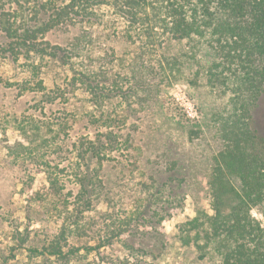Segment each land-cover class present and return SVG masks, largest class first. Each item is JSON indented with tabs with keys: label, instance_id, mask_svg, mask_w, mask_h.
<instances>
[{
	"label": "rangeland",
	"instance_id": "obj_1",
	"mask_svg": "<svg viewBox=\"0 0 264 264\" xmlns=\"http://www.w3.org/2000/svg\"><path fill=\"white\" fill-rule=\"evenodd\" d=\"M15 6L4 3L9 20L22 12ZM103 10L102 23L90 29L88 57L69 63L58 61L60 52L43 61L20 49L12 54L0 29V264H216L182 245L176 225L198 207L211 212L208 179L222 148L217 118L230 92L209 83L208 50L192 60L179 41L146 45L151 71L144 76L135 55L142 42L127 40L122 22ZM78 33L59 29L44 39L71 50ZM101 63L104 81L92 95L77 72ZM175 84L184 86L196 117L176 103ZM252 115L264 136V91ZM94 144L98 157L88 150ZM155 209L167 241L151 251L155 256L137 255L127 247L128 227L140 225L136 236L151 232L144 222ZM61 231L64 239L57 238ZM55 241L64 252L77 251L68 259L29 251ZM142 243L152 249L146 236Z\"/></svg>",
	"mask_w": 264,
	"mask_h": 264
},
{
	"label": "trees",
	"instance_id": "obj_2",
	"mask_svg": "<svg viewBox=\"0 0 264 264\" xmlns=\"http://www.w3.org/2000/svg\"><path fill=\"white\" fill-rule=\"evenodd\" d=\"M5 1L0 0V29L12 54L20 49L28 57L36 53L41 61L59 52L62 63L72 57L84 59L93 43L90 29L104 20L103 9L122 22L127 40L142 42L135 55L144 76L151 71L145 61L146 45L179 41L187 46L192 60L197 59L198 49L208 50L209 83L222 84L230 92L224 114L217 118L222 148L213 157L208 179L206 197L211 212L196 208L193 217L176 225V238L182 245L193 246L199 259H214L216 264H264V136L254 127L252 115L264 91V0H10L16 12L22 11L12 20L4 10ZM75 27L80 33L72 37L71 50L44 39L48 31ZM103 63L91 73L88 68L77 72L76 78L92 95L99 89L95 84L104 81ZM99 145L88 148L97 157ZM88 186L84 179L83 188ZM253 209L262 219L252 214ZM157 213L158 209L153 210L144 222L151 232L142 230L136 236L140 225L128 227L127 247L137 255L155 256L151 251L167 241L157 231L163 219ZM144 236L153 242L151 250L142 243ZM57 238L64 239L63 231ZM62 247L55 241L29 251L62 259L77 251L68 248L64 252Z\"/></svg>",
	"mask_w": 264,
	"mask_h": 264
},
{
	"label": "built area",
	"instance_id": "obj_3",
	"mask_svg": "<svg viewBox=\"0 0 264 264\" xmlns=\"http://www.w3.org/2000/svg\"><path fill=\"white\" fill-rule=\"evenodd\" d=\"M173 98L187 117L194 118L197 116L195 104L188 97L183 85L175 84L173 86Z\"/></svg>",
	"mask_w": 264,
	"mask_h": 264
}]
</instances>
